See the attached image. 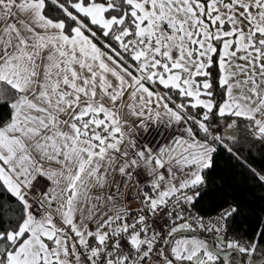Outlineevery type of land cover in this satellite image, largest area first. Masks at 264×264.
Returning a JSON list of instances; mask_svg holds the SVG:
<instances>
[{"label":"crops","instance_id":"1","mask_svg":"<svg viewBox=\"0 0 264 264\" xmlns=\"http://www.w3.org/2000/svg\"><path fill=\"white\" fill-rule=\"evenodd\" d=\"M131 5L137 37L153 43L142 52L158 57L162 63L154 70L166 73L154 77L149 70L144 79L177 89L190 105L210 111L207 67L216 34L204 21L203 5L196 0ZM247 5L220 46V82L226 98L219 114L252 119L264 131V40L254 41L264 37V7L250 18L248 6L253 5ZM74 8L105 31L120 24L104 17L108 7L78 3ZM41 11V2L0 0V81L25 97L12 121L0 128V179L26 212L20 230L9 238L27 237L9 254L8 264H64L68 254L63 260L50 251L58 234L65 239L69 231L75 250L84 251L90 237L126 210V198L143 205L140 190L129 182L133 166H143L152 183L159 171L193 162L178 158L189 145L206 151L207 158L196 165L209 163L205 143L194 138L161 95L79 29L66 37L61 25L45 19ZM87 116L108 126L106 135L81 137L77 123ZM113 134L117 137L112 140ZM169 174L172 182L156 192L154 204L175 184L185 186L191 179L187 170ZM36 176L49 183L42 196L31 192ZM201 183L200 178L197 185ZM135 242L139 245L140 239Z\"/></svg>","mask_w":264,"mask_h":264},{"label":"trees","instance_id":"2","mask_svg":"<svg viewBox=\"0 0 264 264\" xmlns=\"http://www.w3.org/2000/svg\"><path fill=\"white\" fill-rule=\"evenodd\" d=\"M32 1L42 3V16L52 23L60 24L66 37H71L74 29H79L105 55L132 75L142 79L151 90L161 95L169 108L180 115L194 138L205 143L208 149L209 163L202 164L200 170L202 183L194 187L193 208L204 217H212L225 209H232L224 220L222 231L211 236L213 244L215 242L219 244L217 250L230 248L238 250L242 264H253L264 257V131L256 128L252 119L219 114V107L226 98L225 86L220 82V46L231 30L230 20L233 22L236 17L225 20L222 24L216 22L217 26H214L210 21L212 14L208 11L210 0H196L204 7V21L216 34L212 39L215 50L207 67L212 109L206 111L190 105V99L182 96L177 89L150 84L144 79L150 69L144 60L136 56L141 40L136 34L131 5V2L143 0ZM78 3L84 6L108 7L104 17L119 20L120 24L116 23L109 31H105L76 11L74 6ZM258 39L264 40V37H254L256 42ZM261 46L258 44L259 48ZM24 100V95L18 90L0 81V128H4L12 121L18 105ZM93 119L92 116H87L78 121L81 137L93 139L92 135H106L108 126L104 125L106 128L93 126ZM115 137L117 134L112 135V140ZM25 217V206L0 179V264H7L9 254L14 253L27 237V234H23L19 238L12 240L9 238V234L18 233ZM179 236L173 239L170 251ZM97 240L96 236L90 237L83 246L84 251L90 252L97 248ZM167 240L163 248V262L169 260L165 253ZM143 250V246L121 239L115 244L114 252L107 264H137ZM231 254L234 258L232 264H237L236 255ZM178 262L229 264L220 256H215L213 260L204 263Z\"/></svg>","mask_w":264,"mask_h":264},{"label":"built area","instance_id":"3","mask_svg":"<svg viewBox=\"0 0 264 264\" xmlns=\"http://www.w3.org/2000/svg\"><path fill=\"white\" fill-rule=\"evenodd\" d=\"M129 182L140 190L143 205L134 199L126 198L127 206L122 215L95 235L98 247L90 252L76 251L82 264H107L115 244L121 239L130 240L134 244H137L135 240L140 239L139 245L143 246L144 250L137 264H161L164 259V244L175 225L184 223L191 231L211 237L222 231L224 220L232 211L225 209L212 217L201 216L193 208L194 188L185 186L175 188L160 203L154 204L151 200L156 192L172 182L170 174L165 170L159 171L158 180L150 183L143 166L135 165L129 173ZM48 187L49 183L44 177L36 176L30 188L34 195L42 196ZM65 239L69 256L64 264H78L71 252L73 236L67 230Z\"/></svg>","mask_w":264,"mask_h":264},{"label":"rangeland","instance_id":"4","mask_svg":"<svg viewBox=\"0 0 264 264\" xmlns=\"http://www.w3.org/2000/svg\"><path fill=\"white\" fill-rule=\"evenodd\" d=\"M246 3H248V5L250 4L253 5V7H250L247 5L248 6L247 13L250 18L256 15L259 8L264 7V0H260V1H257V0H212L211 1L210 0L208 2V11L210 12V14H212L211 15L212 18H210L211 23L214 26H217L216 22H219L220 24H222V22H224L225 20L228 21L232 18L237 17L238 15H240L242 11V6L245 5L244 7H246ZM230 23H232L231 20H230ZM151 45H153V43L152 44H150V42L144 43L141 40V45L136 50L137 51L136 56L140 57L142 60H144V62H146L145 65L148 67V69L153 71L154 77H163L166 74L165 72H162L159 69L156 72L154 70L157 67L161 66L160 64L162 62L159 60V58L156 56L148 57L144 52H142L143 46H146L149 48L151 47ZM170 62L171 61H168V63ZM92 121H93L92 122L93 126H96V127L104 126L102 125V122L100 121V119H96L95 121L93 119ZM104 128L106 127L104 126ZM189 146H190L189 148L184 150L183 154H179L178 158L179 159H181V157L190 158V159H193V162L191 163L190 162H185V163L178 162V165H176L173 170H169L168 173L171 172L173 175L178 176L181 172L187 170V173L191 176V179L189 180L188 184L185 185V187H195L199 183L200 170L202 168L201 164H200L201 166H199V165H196L195 162L196 161L198 162L201 160L204 161L205 158H207L206 157L207 154L205 155L206 151H202L203 147L202 148L195 147L192 145H189ZM192 152H194V155L192 154ZM179 187H183V186L182 185L177 186L175 184L173 188L175 189ZM187 228L188 226L184 223L177 224L174 226L172 230V234L178 231L186 230ZM64 240L65 239L63 238V236L58 234L56 236V241L54 242V247H52L50 250L51 254L58 255L60 256V258L63 257L62 258L63 260L69 256V251H67V245ZM218 245L219 244L215 242L213 244V248L217 249ZM71 252L74 255L77 262L80 263L79 256L74 248V244L72 245ZM170 253L174 259H177L178 261L182 263H186L189 261L191 262L200 261L201 263H204V262H209L215 258V256H213L210 253L207 243L204 240L198 239L195 237H189L186 235H180L175 240ZM65 254L66 255L68 254L66 258H65ZM220 257H223L229 264H232L234 260L231 253L224 255V256H220ZM64 261H65L64 263H66V260ZM168 264H174V263L172 261H168Z\"/></svg>","mask_w":264,"mask_h":264},{"label":"water","instance_id":"5","mask_svg":"<svg viewBox=\"0 0 264 264\" xmlns=\"http://www.w3.org/2000/svg\"><path fill=\"white\" fill-rule=\"evenodd\" d=\"M179 235H186V236H189V237H195V238H199V239H202L204 241L207 242V246H208V249L210 251V253L213 255V256H224V255H227V254H230V253H233L236 255V261H237V264H242L241 260H240V253L238 252V250L234 249V248H230V249H223V250H217V249H214L212 244H213V240L211 237H206V236H203V235H200V234H197L191 230H182V231H178V232H175L173 234H171V236L169 237V239L167 240V244H166V249H165V253L167 254V256L169 257V259L174 263V264H181L179 263L176 259L173 258V256L171 255L170 253V246H171V243L173 241V239L176 237V236H179ZM262 262H264V257L260 258L259 260H257L255 263L253 264H261Z\"/></svg>","mask_w":264,"mask_h":264}]
</instances>
